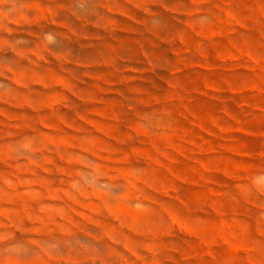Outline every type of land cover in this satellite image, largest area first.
Instances as JSON below:
<instances>
[{
    "label": "rangeland",
    "instance_id": "1",
    "mask_svg": "<svg viewBox=\"0 0 264 264\" xmlns=\"http://www.w3.org/2000/svg\"><path fill=\"white\" fill-rule=\"evenodd\" d=\"M0 264H264V0H0Z\"/></svg>",
    "mask_w": 264,
    "mask_h": 264
}]
</instances>
